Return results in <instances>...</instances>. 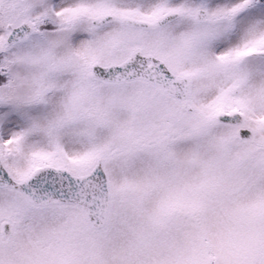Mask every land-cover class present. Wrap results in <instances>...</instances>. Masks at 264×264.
<instances>
[{"label": "snow or ice", "instance_id": "obj_1", "mask_svg": "<svg viewBox=\"0 0 264 264\" xmlns=\"http://www.w3.org/2000/svg\"><path fill=\"white\" fill-rule=\"evenodd\" d=\"M0 264H264V0H0Z\"/></svg>", "mask_w": 264, "mask_h": 264}]
</instances>
